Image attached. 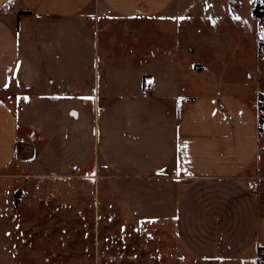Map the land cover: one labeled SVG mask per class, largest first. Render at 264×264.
<instances>
[{
    "label": "crops",
    "instance_id": "1",
    "mask_svg": "<svg viewBox=\"0 0 264 264\" xmlns=\"http://www.w3.org/2000/svg\"><path fill=\"white\" fill-rule=\"evenodd\" d=\"M180 4L0 0V182L159 180L178 192L163 210L186 255L257 261L264 249L259 114L238 95L211 89L217 78L180 89L186 65L189 79L206 70L184 62L179 41L171 45L185 18ZM161 58L167 73L133 76Z\"/></svg>",
    "mask_w": 264,
    "mask_h": 264
},
{
    "label": "rangeland",
    "instance_id": "2",
    "mask_svg": "<svg viewBox=\"0 0 264 264\" xmlns=\"http://www.w3.org/2000/svg\"><path fill=\"white\" fill-rule=\"evenodd\" d=\"M258 1L180 0L185 18L170 42L179 41L186 64L206 69L189 79L186 65L180 89L188 93L198 82L217 78L218 87L211 89L236 94L257 110L264 138V23L254 15ZM158 38L166 40L162 32ZM142 71L156 78L167 73L162 58L148 60L133 76ZM1 183L0 264H264L255 259L257 246L248 253L252 262L186 255L163 210L178 192L164 191L159 180L19 177ZM19 187L23 194L15 205L17 195L3 194Z\"/></svg>",
    "mask_w": 264,
    "mask_h": 264
},
{
    "label": "trees",
    "instance_id": "3",
    "mask_svg": "<svg viewBox=\"0 0 264 264\" xmlns=\"http://www.w3.org/2000/svg\"><path fill=\"white\" fill-rule=\"evenodd\" d=\"M254 15L261 20L262 23H264V0H259L255 9H254ZM21 191L17 193V199L16 202L18 203L19 197H20Z\"/></svg>",
    "mask_w": 264,
    "mask_h": 264
},
{
    "label": "built area",
    "instance_id": "4",
    "mask_svg": "<svg viewBox=\"0 0 264 264\" xmlns=\"http://www.w3.org/2000/svg\"><path fill=\"white\" fill-rule=\"evenodd\" d=\"M258 260L264 262V251H262L261 253H259Z\"/></svg>",
    "mask_w": 264,
    "mask_h": 264
}]
</instances>
